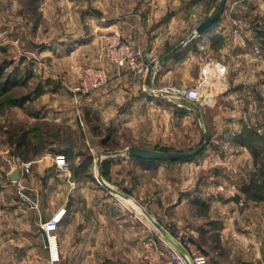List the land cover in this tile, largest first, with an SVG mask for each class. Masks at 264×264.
<instances>
[{
  "label": "crops",
  "instance_id": "crops-1",
  "mask_svg": "<svg viewBox=\"0 0 264 264\" xmlns=\"http://www.w3.org/2000/svg\"><path fill=\"white\" fill-rule=\"evenodd\" d=\"M222 1L223 7L208 29L191 36L196 26L218 12ZM42 2L39 29L42 22L46 25L49 14L51 18L55 14L54 20L66 23L54 39H34L32 25L16 16L15 12H10L13 18L9 20L8 27L1 22L7 14L0 12V29H8L7 36L0 37V44H4L2 47L6 46L5 50L10 51L17 45L15 38L21 39L22 44L27 41L30 47L40 52L44 62H35L32 70L24 74L26 85L37 86L34 92L20 95L7 112L0 114V151L4 148L10 152L13 148L18 149L16 156L7 159L10 169L5 171V176L14 190L17 181L35 189L34 195L38 199L36 208L29 206L30 212L24 209L21 214L8 215V220H12L10 227L0 228V264H48V248L39 225L41 218L48 219L61 209L64 210L63 216L56 228L61 264H99L100 261V264H138L147 239L166 235V223L154 213L160 198L153 194V186H160L159 180H144L146 173L160 169L161 162L130 157L123 152L124 149L109 150L100 142L102 132H122L129 123L130 113L135 112L142 117L149 110L152 112L148 114L157 110L166 113L168 110L166 114L173 115L172 110H176L172 106L173 101H164L168 95L152 97L143 94L140 86L147 75L138 78L128 67H118L104 55V43L116 37L130 40L157 54V63L146 77V83L156 88L164 84H195L200 76L201 56L227 63L219 108L230 110L235 104L237 111L241 105L248 109L249 115L248 120L242 119L238 113L233 121L228 117L223 127L233 124L235 130L230 138L222 133L218 137L222 142L230 139L235 152V199L200 198L199 201H204L209 209L225 211L208 212L205 216L181 213L179 218L183 223L191 220L192 223L186 227L193 233L197 246L206 253L208 264H264V196L246 194L260 180L259 172L264 178V163L257 161V158L264 157V148L257 152L248 148L241 134L246 127L257 130L261 126L257 141L264 143V119L260 120L264 113V83L259 78L264 68V48L258 38L264 33V0ZM33 43L44 45L35 47ZM255 45L261 50L258 55L253 50ZM16 56L11 59L17 60ZM235 62L240 67L237 68ZM87 65L104 66L109 82L77 105L71 88L83 66ZM10 72L17 78L21 73L9 70L4 75H11ZM254 91L259 95L258 101L256 97L250 99ZM242 96L249 98L246 103L241 104ZM175 103L178 107L184 106L182 102ZM117 104L121 106L117 107ZM87 112L91 113L90 120L93 121H89ZM181 120L182 130L190 133L193 128L190 113H183ZM16 125H19L17 129L13 127ZM62 126L75 131L77 147L57 145L56 141L64 134ZM22 134L26 141L18 144ZM39 135H47L49 144L33 154L28 149L30 141ZM55 148L63 151L69 162L74 163L70 175L57 173L56 153H51ZM86 150L89 154L85 153ZM21 151L29 153L23 157ZM84 154H97L101 158L99 162L96 159L95 166H92L82 160ZM24 161L32 162V171L28 175L22 173L21 163ZM181 165L188 167L185 163ZM199 165L203 167V161L196 167ZM92 170L98 172L97 181L88 176ZM14 172L18 173L15 180L10 178ZM82 177L85 179H80ZM183 181L188 185V179ZM215 185L198 181L197 190L188 193L186 196L189 198L179 197L177 202L174 201L176 189L167 187V191L174 189L175 192L174 211L179 213L183 205L195 206L192 203L195 195L208 193ZM130 186L150 190L152 199L146 210L142 202H137L128 193ZM227 186L224 191L231 188L230 184ZM129 197L136 203H131ZM199 201L198 204L201 203ZM173 219L180 223L176 216ZM170 228L175 230L178 227L171 225Z\"/></svg>",
  "mask_w": 264,
  "mask_h": 264
},
{
  "label": "rangeland",
  "instance_id": "rangeland-1",
  "mask_svg": "<svg viewBox=\"0 0 264 264\" xmlns=\"http://www.w3.org/2000/svg\"><path fill=\"white\" fill-rule=\"evenodd\" d=\"M42 1L43 0H0V12L7 14L4 15L5 18H2L1 21L2 24L4 23L9 27L10 26L9 20L13 18V16H10V12L11 13L15 12L16 16L26 19L27 22L32 25V31H34L32 32V36L34 39L42 40L45 39V37H49V38L53 37L54 39L55 36H58L57 33L58 32L60 33V29L65 27L66 23L61 22L60 20H54L55 14L53 15L52 18H51V14H49V18L46 25H44L45 23L42 22L41 27L39 29L41 23L40 6L41 3H43ZM9 8L11 9V11ZM44 28H46V30ZM7 33H8V29L6 28L0 29L1 38L7 36ZM15 39H16L15 44L17 45H15L14 50L10 49V51H6L5 50L6 46L2 47L4 44H0V49H4V50H0V62L3 60L8 62V66L6 67L5 72L9 70L10 71L15 70L16 73L21 72L20 74H18L19 75L18 78L16 77V75H13L11 77V81L17 83L16 86H14L11 89V91L3 93L2 95L0 94V114L7 112L10 104L18 100L20 95L30 93V91L34 92V90L37 88L35 84H31L29 86L26 85L25 82H23L25 79L24 74H28L29 70H32L33 68L32 64H35V62H33L31 59L29 60V58L23 55L24 54L23 50L26 49L35 50V49L33 47H30L27 41L24 42V44H22L21 39L20 40L18 38ZM0 42H2L1 39ZM36 52L39 55L40 59H42L41 63L43 64L44 63L43 56L40 54V52L38 51ZM12 56H16L17 60L11 59ZM238 67L240 66H237V68ZM259 78L262 81V83H264V68L262 69ZM171 85H176V84H171ZM143 94L149 95L147 92H143ZM221 94L222 93L215 94L214 97L212 98V101L208 105H204L202 107H198L194 102L189 101L187 99L182 100L178 96L169 94L167 97H165L167 99L164 101H166L167 103L173 101V104H176V105L172 104V106L176 107L175 111L172 110L173 115L166 114L168 113V110L165 111L166 113H163L162 110L160 111L157 110L154 112V114H148L152 112L151 110H149L142 117L140 115H137L135 112H133L129 114L127 118V122L129 123L127 127H124L125 129L122 130V132L112 133L111 131H107L105 133L104 132L101 133L103 136L101 137L102 139L100 142H102L109 150H118V149L122 150L130 145L138 144V145H145L147 146V148L163 150V151H188L197 147L204 140L205 133L209 135V142L207 146L192 159L158 161L159 163L161 162L160 169H158V171H153V172L149 171L150 173L148 172L146 173L147 176H144V180H149L151 178H157L159 180L160 186L159 185L153 186L154 188L153 194L157 195L160 198L158 204L155 205L154 213L159 216V218L161 219V221H163V223H166L164 224L166 226L171 227V225H174V227H178L190 231V228H187L186 226L190 225L192 222L191 220H189L183 223V221L179 218L181 213H185V214L192 213L195 216H203V215L205 216L208 212L213 213V212L225 211L218 209L216 210L209 209L208 206L204 204V201H199L200 198L207 197L208 198L207 200H209V198H211L212 196L215 197V199H219V200H227L228 198L235 199V152H233L234 150L231 147V142L229 141L230 139L229 140L227 139L224 142H222L218 140L219 139L218 137L222 133L223 136L224 134H226L230 138L231 133L234 132L235 126L233 124L230 125V127H228L229 126L228 124H226L225 127H223V124H225V120L228 119V117L230 118L229 121H233L232 119L237 118V113H238L241 115L242 119L246 118L248 120L249 115H248V109L242 108L241 105L238 108L236 107L237 111H235V104L234 106H232V109L230 110H228L226 107L224 109H220L219 108L220 103H218V101L222 96ZM87 96L86 95L83 96L81 100ZM254 97H256L257 101L259 100V95L256 91H254V93L251 94L250 99H254ZM226 98L228 97H225L224 99ZM241 98L242 101L241 99L239 100L241 101V104L242 102L246 103L249 99L247 96H242ZM175 102H182L184 104L183 106L184 108L178 107L177 103ZM118 106L121 105L117 104V107ZM117 110L121 111L120 108H117ZM224 111L228 115L224 114ZM183 113H190L191 115L193 128L190 133L182 130L184 128V125L181 124L182 123L181 117ZM78 114L81 117V113ZM169 116H173V117H169ZM83 117H85L84 113H82V119ZM88 119L89 121H93L90 120L91 113L90 114L88 113ZM263 119H264V113L262 114V119L260 120L263 121ZM140 123L142 125H140ZM13 127L17 129L19 125ZM53 129H55V127ZM258 129L260 130L261 126L257 127V132H259ZM61 130L64 132V134L62 135L63 137L61 139L56 141L57 145L64 147L66 145L69 147L70 146L77 147V134L75 133V131H72L71 128L69 129V127L67 126L66 127L62 126ZM241 134L244 136L243 140L247 144L248 148L251 147L264 148L263 142L261 141L256 142L258 137L256 134L251 135V133L247 130H243ZM49 140L50 138L47 135L46 136L39 135L37 137L35 136V139L33 141H30V145L28 149L34 154L38 152L41 148L48 146ZM92 144L93 143L90 142L91 146ZM90 145L88 146L90 147ZM14 149L15 148H13V150L11 151L12 153L9 151L8 148L1 149L0 151V228H5V229L10 227L8 226L10 222L8 220V215L21 214L22 212H24V209L30 212L31 209L29 208L28 201L26 202L22 201L21 198L18 197L16 188L14 190V186L9 181V178L5 176V171L10 169V165L7 163V159L17 155L16 154L17 151L16 149L15 150ZM59 151L60 149L55 148V150L51 153L55 154ZM89 151L93 153L90 149ZM89 151L86 150L85 153L89 154ZM21 152L20 153L23 155V157H26V154L29 153V151L26 152L21 151ZM96 155L97 154H92L87 156L86 154H84L82 160L85 162V164H91L92 166H95L96 159L98 162V160H100L101 158V156L98 157ZM200 160L203 161L204 164L203 167H200L201 165L196 167L198 164H201ZM205 160L206 162H204ZM67 161H68L69 170L70 171L74 170V163H70L71 161L69 160V158H67ZM198 161L200 162L197 164ZM257 161L259 162V164L264 163V157L257 158ZM30 163L32 167V162ZM168 163L170 165H168ZM184 163L187 164L188 167H182L181 164ZM96 174H98V172L92 170L88 176L94 178V180L97 181ZM258 174L257 176L260 178V180L254 186H252V188L248 190V192H246L247 195H250L252 197L264 195L263 174L262 172L261 173L259 172ZM81 175H85V174H81ZM80 179H85V177H82ZM187 179L189 180V183L188 185H184L183 180H187ZM198 181L202 183L206 182L207 184H213V185L217 183L218 184L217 186L222 185V187H216L215 185L213 186V189L211 188L208 193L204 192V194L195 195L194 197L195 199H193L194 202H192L193 204L194 203L196 204L195 206L183 205L182 209L178 211L179 213H176L174 211L175 209L173 205L174 204L173 197L175 196V194L173 195L174 189L172 190L169 189V191H167V187L170 188L171 186L172 188L176 189V198L174 199V201L177 202L179 197L184 198L186 195H188V193L195 192L198 187ZM228 184L231 185L230 186L231 188H229L227 191H224L226 190L225 188L228 187L227 186ZM150 186L151 185H149V188H151ZM230 189L233 190L229 191ZM26 191H27V196L29 197V201L37 205L38 199H36V196L34 195L35 189L32 188L29 189L27 187ZM148 191L150 190L144 189L143 191L140 186L138 187V189H133L131 186L128 188V193L134 196L133 198L136 199L137 202L139 203L142 202L145 210L146 207L147 208L149 207L150 201L152 199L151 198L152 194L149 193ZM188 196H186V198H189ZM133 198L129 197L130 202L136 203ZM198 201L201 203L198 204ZM220 206H223L222 203ZM226 210H228V208H226ZM175 216L176 219H180L179 220L180 223H178V221L173 219V217ZM9 219L11 220V218ZM185 219L186 218H183V220ZM100 263H102V261H100L99 264Z\"/></svg>",
  "mask_w": 264,
  "mask_h": 264
},
{
  "label": "built area",
  "instance_id": "built-area-1",
  "mask_svg": "<svg viewBox=\"0 0 264 264\" xmlns=\"http://www.w3.org/2000/svg\"><path fill=\"white\" fill-rule=\"evenodd\" d=\"M253 50L255 55L261 52L258 45H255ZM103 52L113 64L118 67H128L138 78L148 76L149 71L158 60V56L153 50L141 48L130 40H121L118 37L107 40L103 45ZM23 53L33 62H41L35 50L26 49L23 50ZM200 60L202 63L200 76L195 84L191 86L166 84L156 88L147 84L146 77H143L140 90L152 96L173 94L194 102L198 107L208 105L214 95L222 91L221 84L228 70V65L224 61L207 56H201ZM235 64L239 66L238 62ZM108 82L109 75L104 66H84L71 88L75 95V103L78 105L83 96L105 87ZM258 131L260 130L258 129ZM55 160L57 173L69 175L70 170L66 155L62 152L56 153ZM21 167L23 175H28L32 171L31 163L28 161L22 162ZM26 189L27 186L24 183L16 182L18 197L22 201H28L30 207L36 208L37 205L29 201ZM63 211L62 209L56 211L50 218L40 223L48 238V264H61L57 249L56 228L63 216ZM164 228L166 235L147 239V246L141 254L138 264H208L206 253L197 246L191 231L182 228L173 230L169 226H164Z\"/></svg>",
  "mask_w": 264,
  "mask_h": 264
},
{
  "label": "water",
  "instance_id": "water-1",
  "mask_svg": "<svg viewBox=\"0 0 264 264\" xmlns=\"http://www.w3.org/2000/svg\"><path fill=\"white\" fill-rule=\"evenodd\" d=\"M224 1L220 3L218 12H216L214 15L209 16L207 19L202 21L194 31L192 32L191 36H194L195 34L203 33L208 29V27L212 24L213 20L218 16L219 11L223 7ZM35 47H41L44 45L43 43H33ZM174 51V50H173ZM160 64L163 63V61L159 62ZM209 142V135L205 133L204 140L195 148L188 151H163V150H157L147 147H141L137 145H130L124 149V153L127 156L134 157V158H140V159H147V160H155V161H170V160H190L194 156H196L200 151H202ZM99 159V158H98ZM99 162V161H98ZM11 179H17L18 173L14 172V174L10 177ZM45 221L44 218H41V223ZM39 230L43 235L45 245L48 244V238L47 233L42 225H39Z\"/></svg>",
  "mask_w": 264,
  "mask_h": 264
},
{
  "label": "trees",
  "instance_id": "trees-1",
  "mask_svg": "<svg viewBox=\"0 0 264 264\" xmlns=\"http://www.w3.org/2000/svg\"><path fill=\"white\" fill-rule=\"evenodd\" d=\"M260 36H258V38H259V41L261 42L260 44L263 46V48H264V33L263 34H259ZM8 66V62H6V61H1L0 62V94L2 95L3 93H6V92H8V90L11 88V86H13V85H16L17 83H15V82H12L11 81V77L13 76V75H16L15 73H12L11 75H8V74H6V75H4V73H5V69H6V67ZM19 100V99H18ZM18 100H16V101H18ZM15 101V102H16ZM244 130H247V131H249L250 133H251V135H254V134H256L257 136L258 135H260V134H258V132H257V130H254L253 128H245ZM25 135L24 134H22L21 136H20V138L18 139V144H22V143H25V137H24ZM243 136V135H242ZM256 142H257V140H256ZM251 149H256V150H254L255 152H257V151H259L258 149H260V148H258V147H256V148H253V147H251ZM16 151H18V149L16 148ZM256 186H258V185H256ZM264 196V195H263ZM261 197V196H260Z\"/></svg>",
  "mask_w": 264,
  "mask_h": 264
}]
</instances>
